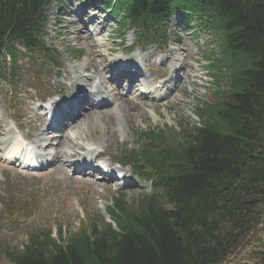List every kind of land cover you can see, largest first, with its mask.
Returning a JSON list of instances; mask_svg holds the SVG:
<instances>
[{"label": "trees", "instance_id": "1", "mask_svg": "<svg viewBox=\"0 0 264 264\" xmlns=\"http://www.w3.org/2000/svg\"><path fill=\"white\" fill-rule=\"evenodd\" d=\"M45 1L0 0V47L37 29ZM173 1L217 36L210 68L228 89L198 107L200 125L151 136L156 190L139 206L116 200L118 231L93 221L67 242L7 249L18 264H220L264 224V0Z\"/></svg>", "mask_w": 264, "mask_h": 264}, {"label": "rangeland", "instance_id": "2", "mask_svg": "<svg viewBox=\"0 0 264 264\" xmlns=\"http://www.w3.org/2000/svg\"><path fill=\"white\" fill-rule=\"evenodd\" d=\"M51 14H54L53 9H51ZM61 16L64 17L65 15L63 14ZM53 21L54 19L52 18L51 21L48 23V30H51L53 28ZM53 36L56 37L55 34H53ZM62 42L67 43V39L61 38L49 43L61 48ZM62 47L65 48V46ZM83 60H85V58ZM196 69V75L198 80V75L201 74L200 76H202L204 72L201 68V63H199V65L197 64ZM20 87L21 86H19V88ZM190 87L191 85L185 87V95L179 92V95L176 100L168 102L167 105H164L162 103L160 106H157L156 111L158 113V117L154 115L153 107L145 108V110H142L141 114L133 113L131 115L130 113V115L128 114L127 117L122 116V122L120 125L123 126L124 131L128 135V140L125 141V139L123 138V133H120L117 139H115L112 135L113 129L110 128L109 132L105 133H107V135L111 137V142H113L111 144V147H114V145L118 142L119 139L120 144H122V142L125 143L124 145H121L122 148L126 147L128 149H132V137L135 135V130H139V128L146 129L147 127H149V125H163L166 127H170L174 124L179 123L181 116L185 118L189 117V108H191L194 103V95L190 93ZM180 95L183 101L178 100ZM0 108H3L2 104H0ZM11 112L14 113V110L11 109ZM141 115H144V117H142ZM72 134L76 135V133L74 132ZM99 135H102L101 129L94 130L91 128L89 129V132H87V134L84 136L86 138L87 136H89L90 140L96 141ZM5 173L7 172L2 170V168L0 167V208L2 206L1 202L3 200V187L5 186V183L7 181H10V176L11 179L15 182V185H17L18 183L21 184V191L25 193H30V191L34 190L36 182H39L41 185L37 188H39L40 191L39 195H37V198L35 199L34 205H38L37 203H40L41 205L42 203L41 210H43V216L45 217L50 216L51 219H54V217H58L61 214V221H64L67 225H69V227L67 228H70V230H73V226L77 227L79 225V218L83 217L85 212H89L92 217L96 216L97 213H99L100 216L106 214V205L109 204L110 198L112 197V195L115 194L113 187H111L110 190L100 187L93 188L92 184H83V181L81 179L77 180L79 177L69 178L66 173L62 170H59L58 172H55V170H53L51 172H48L50 174H47L45 176H31L28 174L21 175V173L17 171L12 173L9 172V175ZM52 177L54 179H57V182H54L52 180ZM41 181H43V183ZM149 190V187H143L139 190L133 191L135 192L134 194H131V192L128 194L129 196L137 195L140 191L144 192ZM99 197H105L102 203H100L101 200L99 199ZM35 216H37V214ZM23 229L24 227H21V229H19L14 234V236L17 235L16 241L18 243H21L26 239L25 233H22ZM0 233H3L2 235L4 236L5 233L10 234L12 232L2 229ZM241 256L244 257L242 254H239V259ZM0 264L9 263L0 259Z\"/></svg>", "mask_w": 264, "mask_h": 264}, {"label": "bare ground", "instance_id": "3", "mask_svg": "<svg viewBox=\"0 0 264 264\" xmlns=\"http://www.w3.org/2000/svg\"><path fill=\"white\" fill-rule=\"evenodd\" d=\"M100 25L102 26V29H103L104 26H107L108 25V21H104ZM99 58L101 60L100 61L101 62V65L102 66H107L106 56L100 55ZM118 58H120V57H115L114 58V61L119 60ZM119 101H121L120 106H119V109L116 108V107H114L113 111L110 112V113H104L101 116L94 114L95 111H94V113L93 112L92 113H88V114H84L83 113L84 116L83 117H80L81 119L77 120V122L75 123L76 125L73 126V127H76L77 125H79L77 127L78 130H79L82 126L88 127V125H90L88 127V130L91 127V128H93L95 130L101 129V131L103 133L109 132V129L112 128L113 129L112 130V135L114 136L115 130L118 131V132L122 131V128L117 123V121L120 118L119 119L116 118L115 115H114V113H116L118 110H121L122 113H123V116L124 117H127L128 114L130 115V113H134V112L139 113V111H140V108H139V104L138 103H134V102L128 101L124 97H120L119 98ZM141 116L144 117V115H141ZM96 117H98L97 119H99V120H94ZM109 140H110V138L108 137V138H103L102 140H100V142H96L98 144L97 145V149H99L98 155H102V152H106V151L110 150V146L107 144ZM65 141L72 142V138L69 137V134L68 133L62 134V138H61V140L59 141V143L56 146V152L54 154L56 163H60V161H61L60 159H61L63 153L67 154V151L64 149L65 148V145H66V144H64ZM21 143H22L21 141H18V143L15 146H12V148H10L8 150L9 153L7 154V156L10 157V158H14L16 155H18L19 152H20V145H21ZM50 144H51L50 146L53 147L52 143H50ZM69 144L70 145H73L74 147L80 145L81 147L85 148L84 145H82V144H77V143H73V142L72 143H69ZM101 146L103 147L102 149H104V150H100V147ZM111 159L114 160L115 158L114 157H111ZM57 167L59 169L61 166L58 165ZM93 169L95 170V171H92L93 174H100V171H97L96 168H93ZM125 173L127 175H129V176L132 175L129 170H125ZM100 185H102V184L100 183Z\"/></svg>", "mask_w": 264, "mask_h": 264}]
</instances>
